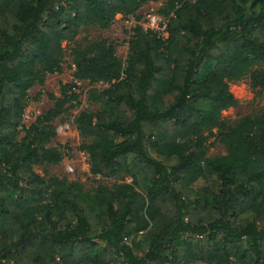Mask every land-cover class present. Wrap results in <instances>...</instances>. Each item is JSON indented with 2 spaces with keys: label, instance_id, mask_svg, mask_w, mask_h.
Returning <instances> with one entry per match:
<instances>
[{
  "label": "trees",
  "instance_id": "1",
  "mask_svg": "<svg viewBox=\"0 0 264 264\" xmlns=\"http://www.w3.org/2000/svg\"><path fill=\"white\" fill-rule=\"evenodd\" d=\"M151 1L0 0V264H264V110L222 121L239 104L231 83L264 89V0H162L168 38L136 27L125 64L108 41L75 45L74 81L19 140L63 43ZM81 81L110 84L78 120L91 172L131 184L91 194L33 168L63 161L43 144ZM214 128L227 155L205 160Z\"/></svg>",
  "mask_w": 264,
  "mask_h": 264
},
{
  "label": "rangeland",
  "instance_id": "2",
  "mask_svg": "<svg viewBox=\"0 0 264 264\" xmlns=\"http://www.w3.org/2000/svg\"><path fill=\"white\" fill-rule=\"evenodd\" d=\"M188 2L192 3L194 0H188ZM165 8L164 1H151L132 16L117 15L112 26L107 30L89 27L83 29L74 42L63 43L64 59L61 71L46 75L42 86L36 85L29 91L31 100L25 111L24 128L20 131L19 140L25 136L26 129L35 125L38 117L48 113L55 105L51 96L61 99L62 86L74 81L73 75L76 69L71 53L75 45H86L88 42L101 40L108 41L114 45L118 58L125 64L129 56V41L134 36V29L141 27L144 30L152 28L163 30L168 25ZM77 85L75 92L79 94L78 101L66 106V111L53 122L57 136L43 144L48 148L61 151L64 159L58 165H34L35 172L46 179L54 177L68 183H77L83 187L85 192L91 194L99 187L112 189L116 185L131 184L132 179L124 173L113 178H102L91 172L90 157L83 148L92 143L93 137H85L78 130V120L82 114L96 115L104 109L100 95L110 87V84L106 82L90 84L88 81H81ZM230 90L239 104L222 113L226 131L237 130L245 121L255 120L264 110V89L253 88L249 79L231 83ZM226 131L214 128L211 132L205 133L207 137L203 148L205 160H214L227 155L226 147L221 141V134ZM211 186L216 190L213 183Z\"/></svg>",
  "mask_w": 264,
  "mask_h": 264
},
{
  "label": "built area",
  "instance_id": "3",
  "mask_svg": "<svg viewBox=\"0 0 264 264\" xmlns=\"http://www.w3.org/2000/svg\"><path fill=\"white\" fill-rule=\"evenodd\" d=\"M171 17H174V13L171 14L170 18ZM168 24H169V19H168ZM167 29H168V25L165 26V28L163 30H158L157 28H152L150 31H154L156 33H158L162 38H168V32H167ZM148 31V30H146Z\"/></svg>",
  "mask_w": 264,
  "mask_h": 264
}]
</instances>
